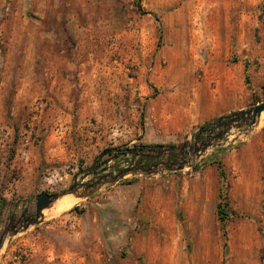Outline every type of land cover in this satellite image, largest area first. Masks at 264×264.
Listing matches in <instances>:
<instances>
[{
  "label": "rangeland",
  "instance_id": "rangeland-1",
  "mask_svg": "<svg viewBox=\"0 0 264 264\" xmlns=\"http://www.w3.org/2000/svg\"><path fill=\"white\" fill-rule=\"evenodd\" d=\"M263 100L264 0H0V232ZM189 163L45 209L0 264H264V119Z\"/></svg>",
  "mask_w": 264,
  "mask_h": 264
},
{
  "label": "water",
  "instance_id": "water-1",
  "mask_svg": "<svg viewBox=\"0 0 264 264\" xmlns=\"http://www.w3.org/2000/svg\"><path fill=\"white\" fill-rule=\"evenodd\" d=\"M262 113H264V100L250 107L233 111L224 116H219L216 120V125L209 129V134L204 140L200 141L199 144H197V141H195L194 144H189L188 141H185L179 146L171 145L168 147L170 153L176 150L179 151L180 158L177 160L160 161L146 167L127 166L116 173L104 174L97 180L90 183H82L81 185L71 184L67 188H64L58 192H43L39 194L34 200L32 211H29L28 208H24L20 217L16 218L14 215L11 216L10 223L0 232V249L8 237L15 235L19 231L27 229L31 225L41 222L44 218L43 211L47 208H50L52 204L60 197L66 194H74L81 198H87L104 185L115 183L125 178V176L129 173L137 172L147 175L156 174L165 170H181L186 164L189 166L191 165L184 157V155H187L188 151L194 158H196L201 152L205 151L214 142H216L223 134L227 133L231 127L240 129L251 128L255 126L258 123ZM220 126L223 127L221 130L212 133V130L215 127ZM160 153L161 150H158L156 155H160ZM15 205L17 206L18 202Z\"/></svg>",
  "mask_w": 264,
  "mask_h": 264
},
{
  "label": "bare ground",
  "instance_id": "bare-ground-1",
  "mask_svg": "<svg viewBox=\"0 0 264 264\" xmlns=\"http://www.w3.org/2000/svg\"><path fill=\"white\" fill-rule=\"evenodd\" d=\"M261 118L264 119V113H262ZM188 157L186 159L187 162H190L191 160H194L195 158L191 155V153L188 151L187 153ZM81 197H78L74 194H66L59 199H57L51 206L49 213H53L56 211L64 210L66 208H69L70 206L77 203L79 200H81Z\"/></svg>",
  "mask_w": 264,
  "mask_h": 264
},
{
  "label": "trees",
  "instance_id": "trees-1",
  "mask_svg": "<svg viewBox=\"0 0 264 264\" xmlns=\"http://www.w3.org/2000/svg\"><path fill=\"white\" fill-rule=\"evenodd\" d=\"M219 172H220V175L223 176L224 175V170L221 168V166H219ZM223 202H218L217 203V214H218V219L220 220V222H224L226 220V212L224 211L223 209V205H222Z\"/></svg>",
  "mask_w": 264,
  "mask_h": 264
},
{
  "label": "crops",
  "instance_id": "crops-1",
  "mask_svg": "<svg viewBox=\"0 0 264 264\" xmlns=\"http://www.w3.org/2000/svg\"><path fill=\"white\" fill-rule=\"evenodd\" d=\"M62 78H63V75L60 76V80H61V81H62ZM66 81H67V80H64V81H63V84H64V85L66 84ZM57 131H58V130H56L55 133H57ZM54 135H56V134H54Z\"/></svg>",
  "mask_w": 264,
  "mask_h": 264
}]
</instances>
